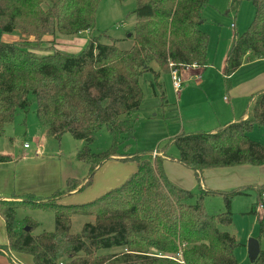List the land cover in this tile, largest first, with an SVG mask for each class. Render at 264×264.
<instances>
[{
    "label": "trees",
    "instance_id": "1",
    "mask_svg": "<svg viewBox=\"0 0 264 264\" xmlns=\"http://www.w3.org/2000/svg\"><path fill=\"white\" fill-rule=\"evenodd\" d=\"M209 1L136 0L130 49L92 38L82 53L72 55L56 48L55 37L91 33L101 0H0V32L19 37L11 43L0 40V135L18 110L28 111L33 96L39 122L55 139L69 133L90 144L104 128L113 138L106 152L95 154L88 147L78 152V161L90 172L77 192L109 161L131 160L137 167L122 185L86 204L58 203L81 186L76 179L67 181L66 191L37 200L38 208L53 211L54 232L33 235L38 226L33 221H27V232L16 220L22 202L0 200L9 243L0 246V253L30 256L33 264H238L234 251L239 243L227 231L232 213L209 214L204 198L221 195L230 208L231 199L246 191L214 192L202 183L206 170L264 166V146L249 137L256 126L264 129V90L255 96L246 119L213 132L178 135L156 150L169 158L168 147L176 146L177 162L194 173L202 188L195 204L192 191L168 179L164 160L153 156L154 150L119 153L134 138V115L143 100L141 78L152 73L158 82L163 71L206 66L209 36L201 26ZM248 1L255 17L233 39L223 71L228 84L244 63L264 59V0ZM9 161L0 155V164ZM77 216L92 222L73 234ZM254 264H264V251Z\"/></svg>",
    "mask_w": 264,
    "mask_h": 264
},
{
    "label": "rangeland",
    "instance_id": "2",
    "mask_svg": "<svg viewBox=\"0 0 264 264\" xmlns=\"http://www.w3.org/2000/svg\"><path fill=\"white\" fill-rule=\"evenodd\" d=\"M136 6V0H101L96 13L94 30L91 33L71 37L57 35L55 37L56 48L67 54L79 55L86 49L92 38H98L101 44H112L113 41H116L120 49H130L133 46V42L128 39V36L133 32L136 23L134 14ZM255 12V6L248 0L209 1L208 5L202 10L204 22L201 26V30L209 36L208 66L206 71L200 76L205 85L186 87L183 90L182 98L184 99L180 103V98L173 87L170 73L161 72L158 82L152 73L145 74L141 78L143 93L141 108L134 115L137 121L134 138L130 140L128 149L124 151L121 147L119 153L135 154L138 151L154 150L153 156L154 154L159 155V151L156 150H162L165 144L178 135L209 131L214 127H223L224 123L231 120L228 119L222 123H217V119H223L220 116L222 106L230 104V102H225L224 98H228L231 102L235 101L227 93V82H225L226 79L222 74L223 65L231 49L234 37L246 32L254 20ZM233 24H235V28H232ZM16 36V34H3L0 32V40L3 42L12 41ZM48 39L54 40L52 37ZM152 68L155 71L159 70L157 64H152ZM182 74L184 76V73ZM237 78V80H241L240 76ZM230 87L236 89L237 85H233L232 82ZM209 99L213 104L209 103ZM235 99L238 101V97H235ZM30 102L31 105L28 111L18 110L14 121L8 124L4 133L0 135V155H11L13 158H17L21 152L27 151L24 149L25 144L32 146L35 140L38 141L40 146L42 143L44 144L42 148L43 157L36 162L50 163L44 174L48 177L49 182L42 187L38 186L39 188H36V196L29 195V198L24 196L19 200H13V202H22L16 211L18 225L28 228L30 226H28L27 221H33L38 225L33 231V235H39L55 231L53 211L37 207L38 203H40L37 200L47 199L43 198L45 197L43 194L50 189H46L45 185L53 188L61 183L62 177L64 180L74 178L83 183L90 169L87 164L78 161V152L85 147H88L95 154L106 152L112 147L113 138L107 128H104L90 144L83 140L75 139L69 133L57 140L39 122L35 97L31 96ZM249 137L264 146L263 128L256 126L249 134ZM178 153L175 145L168 147L167 155L169 158L165 162L168 170L167 176L174 185L192 191L195 197L191 204H195L202 195V188L194 173L177 162ZM111 165L114 166V172L118 174L120 172L123 173L122 171L127 167H136V163L131 160H112L108 162L106 167ZM239 167L241 166L231 167L230 173L225 170L208 174L211 170H206L204 181L206 187L214 192L231 193L237 190H245V194L235 195L231 199L230 208L227 206L228 201L221 195L205 196L204 205L207 212L212 215L228 211L232 213L233 223L227 228V231L235 236L239 243L234 251L235 257L238 264H251L248 255V242L252 238L258 239L262 236L261 224H264V185L258 186L254 184H258L260 179H264V174L261 176L258 173V167L260 166L245 165L241 169L242 171H234ZM245 168L251 171L243 170ZM41 171H43L42 168ZM41 176L42 173H39L36 169L32 171V177H28L27 180L31 183L36 179V182H38ZM98 176H94L89 186L77 192V195H80V198H76L80 201L77 204L89 203L103 194L100 192L103 185H99L103 180L100 181L101 177ZM95 177L98 179L93 187ZM68 180L65 181L66 184ZM262 181L264 182V180ZM82 183L81 186L76 187L81 189L84 185ZM245 187L253 189L247 190ZM98 188L99 190L97 191ZM66 190L65 185L63 191ZM258 192L263 193L262 198H259ZM66 194L68 193L65 192L64 195ZM89 222H92L90 218L74 217L71 233H79L83 226ZM260 245L261 250L264 251L263 237L260 240ZM3 257H0V259L4 262L9 261L6 254ZM15 258L20 263H25L18 254L15 255ZM26 258L31 259L30 256ZM9 263L11 264L10 261Z\"/></svg>",
    "mask_w": 264,
    "mask_h": 264
},
{
    "label": "crops",
    "instance_id": "3",
    "mask_svg": "<svg viewBox=\"0 0 264 264\" xmlns=\"http://www.w3.org/2000/svg\"><path fill=\"white\" fill-rule=\"evenodd\" d=\"M232 28H235V24L232 25ZM19 37L16 36L12 41H9L8 43L18 41ZM5 42V41H4ZM233 42V41H232ZM226 65V60L223 65V70L225 69ZM208 66V58H207V64L204 68H191L187 71L184 72V81L182 84V90L178 94V97L180 98V103L183 101L184 98L183 96V90L187 87L190 88L191 86H203L205 85L204 81L200 76L206 71ZM223 74V73H222ZM224 76V75H223ZM241 77V80H237V77ZM226 82V80H225ZM236 84L237 88L235 89L234 87H230L232 85ZM239 90V91H238ZM264 90V59H259V60H254L251 62L244 63L232 76L230 84L227 83V93L231 95L232 100H235L234 102H231L228 98H224L225 102H230V104H225L222 106L221 110V115L223 119L218 120L217 123L226 121L228 119H231L230 121H227V123H224L225 125L241 120V119H246L248 116L249 111L251 110L253 106V101L255 96ZM235 97H238V101H236ZM209 103L213 104V102H210V99L208 100ZM234 104V105H233ZM225 118V119H224ZM224 125V126H225ZM223 126V127H224ZM219 128H222L221 126L219 127H214L210 129L209 131H203V132H213L218 130ZM32 147L27 150L21 152L19 157L13 158L11 155H7L11 158V161L0 164V200L3 201H13V200H19L23 198L24 196H29L33 195L36 196V188H39L38 186H43L44 184H47L49 182V179L47 176H45L46 168L48 165H50L49 162H36L40 158L43 157V147L44 144L40 146L37 140H35L32 143ZM36 144L40 146L41 149V156H35L34 151L36 150ZM158 157L163 158L164 160V171L167 176L168 170L165 165V162L168 161V158L163 156V153H160ZM177 160V159H176ZM116 161V160H114ZM40 165V167H38ZM108 162L105 163L96 173L98 177H101L100 181L103 180V182L99 185H103L100 189L101 194H105L106 192L119 187L122 185L125 181H127V177L131 176L133 172L137 169V167L132 168V167H127L125 170H123L120 174L114 172V164L111 166H108ZM106 167V168H105ZM41 168L43 171H41ZM243 166L239 167L238 169L234 171H242L241 169ZM39 173H42V176L38 182H36V179L33 180V182L30 183L29 180H27L28 177H32V171L36 170ZM235 169V168H232ZM228 170L230 173L231 168H222V169H211V171L208 172V174L218 172V171H225ZM243 170L246 171H251L248 168H245ZM258 173L261 174V176L264 174V166L258 167ZM114 173V174H111ZM207 173V172H206ZM123 174V175H122ZM206 174V175H208ZM95 175V176H96ZM205 175V172H204ZM168 177V176H167ZM68 179H74V178H68ZM68 179H62L60 180L61 183L56 185L53 188H50L49 185H45L46 189H50L47 193H44L45 197L43 198H49L53 196L55 192L58 190H63L65 188V181ZM98 179V178H97ZM96 177H95V182L93 184V187L96 183ZM169 179V177H168ZM77 180V179H76ZM170 180V179H169ZM264 180V179H262ZM261 179L258 182V184L254 185H264V182ZM171 181V180H170ZM262 181V182H261ZM120 184V185H119ZM250 185V186H254ZM203 187L205 189H208L206 187L205 181L203 182ZM80 187L77 189L73 190L72 193L69 194V197H65L62 200L58 201L59 204H64V205H71V204H77L80 202L76 198H80V195H77V191L79 190ZM99 188L97 189V191ZM187 190V189H186ZM210 190V189H208ZM105 192V193H104ZM102 194V195H103ZM101 195V196H102ZM8 238L6 234V225L3 217L0 215V246H8ZM6 254L9 258V261L11 264H22L19 261L16 260L15 255L16 253H0V257H3V255ZM21 256V260H23L25 263L24 264H33V260L27 259L26 255H19ZM5 259V257H3ZM1 260V259H0ZM8 262H4L1 260L0 264H10ZM30 261V262H29Z\"/></svg>",
    "mask_w": 264,
    "mask_h": 264
},
{
    "label": "built area",
    "instance_id": "4",
    "mask_svg": "<svg viewBox=\"0 0 264 264\" xmlns=\"http://www.w3.org/2000/svg\"><path fill=\"white\" fill-rule=\"evenodd\" d=\"M193 68H196V67H193ZM188 69H181V70H172L170 75H171V78H172V82H173V87L176 91L177 94H179L182 90V84H183V81H184V77H183V74L185 71H187ZM32 146L30 144H25L24 145V149L25 150H29ZM36 150L34 151V155L35 156H41L42 153H41V149H40V146L36 144ZM154 156H157L154 154ZM263 207V206H261Z\"/></svg>",
    "mask_w": 264,
    "mask_h": 264
},
{
    "label": "water",
    "instance_id": "5",
    "mask_svg": "<svg viewBox=\"0 0 264 264\" xmlns=\"http://www.w3.org/2000/svg\"><path fill=\"white\" fill-rule=\"evenodd\" d=\"M25 230L28 232L29 228H25ZM260 254H261L260 241L255 238L250 239L248 242V255L251 264H254L258 260Z\"/></svg>",
    "mask_w": 264,
    "mask_h": 264
}]
</instances>
